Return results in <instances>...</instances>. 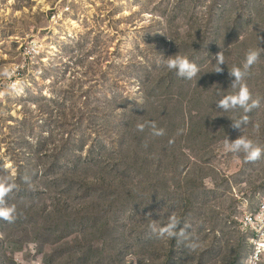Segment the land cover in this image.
<instances>
[{
	"label": "rangeland",
	"instance_id": "rangeland-1",
	"mask_svg": "<svg viewBox=\"0 0 264 264\" xmlns=\"http://www.w3.org/2000/svg\"><path fill=\"white\" fill-rule=\"evenodd\" d=\"M250 48L260 106L243 135L264 148V0H0V181L17 216L0 219V264H243L264 158L225 152L245 113L216 102ZM177 53L201 75L169 71ZM147 121L165 134L138 132ZM170 212L187 240L153 233Z\"/></svg>",
	"mask_w": 264,
	"mask_h": 264
},
{
	"label": "clouds",
	"instance_id": "clouds-1",
	"mask_svg": "<svg viewBox=\"0 0 264 264\" xmlns=\"http://www.w3.org/2000/svg\"><path fill=\"white\" fill-rule=\"evenodd\" d=\"M259 59V51L252 48L248 49L245 54L242 67L233 66L231 69H229L228 72L230 77H234L230 85L233 89H237V91L234 94H226L222 96V98H220L216 102V107L218 109H221L225 113L236 110H243V113H245V115L241 116L238 119H234L229 116L232 121L231 127L240 130L242 134L234 140H230L225 137L223 147L226 153H243L244 160L249 163H255L261 158H264V148H262L258 143H256L249 137L243 135L244 128L249 123V117L247 113L252 112L254 109H257L260 106V98H254L247 84L243 83V81L249 75V70L254 64L258 62ZM215 61V67L212 71L218 74L222 73L224 71L222 65L226 63L223 50L215 54ZM162 63L169 71L174 72L176 76L185 80L190 81L201 75V69L197 65V63L193 62L186 56L180 55L178 53L175 55L168 56L165 59H162ZM4 74L8 75L7 72H5ZM129 98H134L139 104L142 105V101H138L134 95ZM145 127H149L151 129L152 136L159 137L165 134V130L163 128H158L154 121H147L145 123H138L136 125V129L138 132H143L145 130ZM14 188V184L5 181H0V219L8 223H14L17 218L15 207L7 205V197L14 190ZM262 199H260L259 201H261ZM180 224V218L175 214V212H170L167 216V222L159 228L153 225L152 231L158 238H163L167 236L170 238H175L179 242H183L184 240L188 239L187 229L189 225L185 223L183 227L178 228ZM242 229H245L247 231V250L244 253L243 257L244 264L246 254L248 252V238L250 236V231L248 228L244 227L243 224ZM186 247L190 251L195 250L197 244L188 243L186 244Z\"/></svg>",
	"mask_w": 264,
	"mask_h": 264
},
{
	"label": "built area",
	"instance_id": "built-area-1",
	"mask_svg": "<svg viewBox=\"0 0 264 264\" xmlns=\"http://www.w3.org/2000/svg\"><path fill=\"white\" fill-rule=\"evenodd\" d=\"M52 20L58 23L60 20L59 14H53ZM34 53L35 51L33 49L26 47L23 55V63L26 64L30 60V57L35 56L36 54ZM242 224L250 231L248 252L244 264H264V198L252 210L244 214Z\"/></svg>",
	"mask_w": 264,
	"mask_h": 264
},
{
	"label": "trees",
	"instance_id": "trees-1",
	"mask_svg": "<svg viewBox=\"0 0 264 264\" xmlns=\"http://www.w3.org/2000/svg\"><path fill=\"white\" fill-rule=\"evenodd\" d=\"M243 231H245L247 233V231L245 229H243Z\"/></svg>",
	"mask_w": 264,
	"mask_h": 264
}]
</instances>
